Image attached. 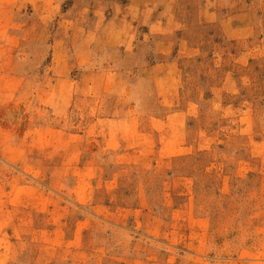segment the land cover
<instances>
[{
    "label": "rangeland",
    "instance_id": "374dc122",
    "mask_svg": "<svg viewBox=\"0 0 264 264\" xmlns=\"http://www.w3.org/2000/svg\"><path fill=\"white\" fill-rule=\"evenodd\" d=\"M0 264H264V0H0Z\"/></svg>",
    "mask_w": 264,
    "mask_h": 264
}]
</instances>
